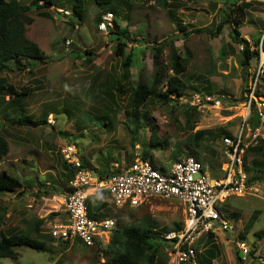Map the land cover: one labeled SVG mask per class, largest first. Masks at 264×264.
Instances as JSON below:
<instances>
[{"label": "rangeland", "instance_id": "1", "mask_svg": "<svg viewBox=\"0 0 264 264\" xmlns=\"http://www.w3.org/2000/svg\"><path fill=\"white\" fill-rule=\"evenodd\" d=\"M19 1L29 4L45 0ZM53 1L54 6L50 8L29 11L33 22L26 26L27 36L38 43L45 61L35 62L30 69L23 70H18L13 61L7 63L1 76L26 94L10 100L6 96L0 108V135L9 147L8 152L0 156V172L6 171L20 183L15 191L0 193V236L27 230L38 240L42 235L49 251L15 247L18 257H0V264L103 262L105 245L86 247L74 242L64 246L46 235L47 224L54 217L51 213L62 209L60 199L67 184L58 151L63 142L74 143L87 166L100 172L114 169L113 163L126 167L146 149L153 163L166 170L191 154L205 162L211 174L216 175L224 159L220 144L222 131L234 130L240 122L242 107L237 104L239 107L219 113V108L214 107L204 111L191 109L176 96L165 102L158 95L165 89L161 85L141 107L134 108L131 88L137 82L150 85L157 70L165 77L172 75L171 49L174 46L176 53L188 58L180 75L185 82L180 96L222 95L225 101L235 103L242 97L243 71L239 52L231 49L230 23L232 19L239 20L241 23L234 26L250 41L264 37V2L259 0H229L224 5L225 11L235 7L231 4L242 2L249 3L250 7L240 19L233 10L235 16L218 36L208 32L192 33L184 41L175 40L183 34L180 27L187 31L210 27L214 31L215 20L223 15L221 8L217 9V2L113 0L98 6L94 0H85L84 17L79 21L72 14L71 0ZM106 12L113 14V27L102 31L98 23ZM98 14H101L99 22ZM114 21L137 39L128 43L120 56L114 53L117 44L116 34L112 32L116 29ZM163 39L165 43L161 44ZM160 45L163 52L154 65L155 50L151 48ZM86 50L90 53L85 54ZM117 81L122 85L121 91L117 90L120 85ZM258 87L264 95V81H260ZM186 108L191 110L189 116L184 112ZM21 115L33 120L44 119L47 124L31 127L12 122ZM199 130L207 134L198 140L200 145H196L193 135ZM154 138L164 146H152ZM247 153L246 171L257 191L232 196L217 204L232 230H221L199 241L197 250L201 264H235L234 243L241 237L254 245L255 253L264 257V157L259 152ZM45 190L48 193H44ZM90 199L96 204L93 206L96 212L114 219L115 229L149 227L160 232L163 238L164 233L180 226L183 218L182 206L174 199L154 198L136 208L117 207L110 197L109 202L98 195ZM36 218L45 219L38 231L34 229ZM168 247V242L157 241L154 264H170Z\"/></svg>", "mask_w": 264, "mask_h": 264}, {"label": "built area", "instance_id": "2", "mask_svg": "<svg viewBox=\"0 0 264 264\" xmlns=\"http://www.w3.org/2000/svg\"><path fill=\"white\" fill-rule=\"evenodd\" d=\"M112 19L111 12L104 13L98 28L107 31L113 27ZM262 39L263 36L259 41L255 64L249 68L250 77L243 99L232 103L225 101L222 95L178 97L181 103L199 111L214 107L219 108L221 113L239 107L237 104L242 107L240 122L235 125L234 131L220 139L224 159L218 175H212L210 169L193 155L175 161L168 170H162V166L136 155L126 167L113 163L112 173L100 175L93 168L85 166L74 143L63 142L58 146V151L73 168L74 176L67 184L71 190L60 199L62 209H58L47 224V233L55 240L69 243L78 241L86 247L96 244L103 246L108 244L116 223L110 217L89 213L91 196L106 193L120 208H136L154 198L176 199L182 204L184 214L179 228L163 234L169 243V263L200 264L197 250L200 239L221 230H232L217 204L232 196L257 191L246 171L245 156L250 148L264 144V95L258 87L264 76ZM239 50H242V46H239ZM252 115L256 117V123L250 121ZM234 244L240 256L239 264H264V257L252 252L254 247L251 242L237 239Z\"/></svg>", "mask_w": 264, "mask_h": 264}, {"label": "trees", "instance_id": "3", "mask_svg": "<svg viewBox=\"0 0 264 264\" xmlns=\"http://www.w3.org/2000/svg\"><path fill=\"white\" fill-rule=\"evenodd\" d=\"M113 0H94L95 4L98 6L109 4ZM128 3L130 0H126ZM85 0H71V10L74 17L81 21L84 17L85 11ZM235 6L233 9H229V11H223V15L215 20L214 31H211L210 27L205 28H196L190 29L189 31L185 30L184 27H180L183 30V34L180 38L175 40H186L192 33H203L208 32L212 34L214 37L218 36L221 33L224 25L230 23L231 18L235 15H232V11L237 13L238 19L244 16V10L250 7L249 3L242 2L239 4H231ZM54 6L53 0H45L44 3H38L37 1H32L29 4L21 3L19 0H0V108L6 101L5 97H8V100L18 96H24L26 93L23 91H18L12 84L7 83L3 77L1 76L3 70L5 69L8 62H15V67L18 70L30 69L32 64L35 62L40 63L45 61V56L38 43L31 38H29L26 34V26L30 25L33 22L31 16L28 15L29 11L33 9H42V8H50ZM101 14L97 15V21H100ZM69 24H72L68 22ZM241 22L239 20H233L230 23L232 28L231 37L233 40V44H235L232 49H235L240 54L239 65L242 69L243 75V87H242V97L243 92L248 84V80L250 77L249 68L255 64L256 57L258 55V41L257 40H247L240 35V31L236 28ZM113 24V23H112ZM236 25V27L234 26ZM114 26L116 27L115 31H112L116 34L117 44L114 47V53L116 55H123L127 44L131 42H136L137 39L133 37V34L128 29H120L118 23L114 21ZM110 32V33H112ZM162 42V43H161ZM160 43L164 44L165 39H163ZM170 42L173 43V39H170ZM146 44L143 41V44ZM158 43V44H160ZM262 49L264 50V37L262 39ZM239 46H242V50H238ZM155 50L153 53L154 65L158 64L159 53L163 52V47L153 46L151 48ZM172 50L171 55V67L173 74L170 76H166L163 74L161 70H157L153 77V82L148 85L143 82H137L135 86L131 88V105L134 108L141 107L146 100L154 95L159 86H165L164 90H160L158 95L160 98L167 102L169 99H173L172 96L179 97L182 95L185 82L181 79L180 75H182L185 67L188 64V58L185 56H180L179 53H176L177 50L174 48ZM90 51H85V54H89ZM128 67H131L130 65ZM165 80V81H164ZM260 81H264V76ZM120 85L117 86V90L121 91L122 85L120 82H116ZM240 99V100H241ZM194 109V108H191ZM188 114H191V110L186 108L184 111ZM18 114V113H17ZM189 116V115H188ZM250 121L252 123H256L257 119L254 115L251 116ZM18 125L23 126H31L36 127L41 124H47L44 119L33 120L28 116H17L13 121ZM206 131L199 130L196 131L193 135L194 140L196 141V145H200L198 142L199 139L206 136ZM226 131H222L223 135H228ZM221 136V137H222ZM152 146H164L163 142H160L157 138H154L152 141ZM8 143L7 141L0 135V156L5 155L8 152ZM249 152H259L264 157V144H259L255 147H252L248 150ZM197 154V152H196ZM191 155V154H188ZM248 153L245 156V160ZM141 157L143 159H149L152 164V155L149 150L143 149L141 153ZM199 160V159H198ZM201 161V160H200ZM202 162V161H201ZM85 166L87 164L83 161ZM204 165L205 162H202ZM259 165V164H256ZM89 167V166H88ZM259 169L262 166H256ZM62 173L65 177V181L68 182L74 176V170L71 168L63 159H62ZM94 169V168H93ZM162 170L165 168L162 167ZM100 175L112 173L113 170L109 171L106 169L105 172L98 171L94 169ZM103 172V173H102ZM251 179V177H250ZM252 180V179H251ZM66 184V188L64 193L71 190L70 187ZM20 186V183L17 179L10 176L6 171L0 172V193L13 192L17 187ZM44 193H48V191H44ZM88 210L91 214L90 205L88 204ZM56 215V213H51V216ZM45 222L44 218H36L34 229L38 231V227L42 226ZM180 226H177L179 228ZM52 240H55L51 237L50 234H46ZM211 236V234H210ZM259 236V235H258ZM42 239H36L30 236L27 230L22 231L17 234L4 235L0 236V257H9V258H17L18 254L15 251V247L25 246L31 248L35 251L39 252H48L49 248L46 246L45 241L41 235ZM243 239V237L239 238ZM159 240H164L161 233L155 229L145 227L141 230H138L133 227H126L123 229H114L108 244L105 245V248L102 249V253L104 256V260L101 264H154L156 251L154 249V245ZM60 241V243L64 246L69 244L68 241ZM76 243H79L76 241ZM95 247L97 246L94 245ZM92 246V247H94ZM252 247L254 245L252 244ZM255 252V247L252 250ZM199 255V263L201 264V255ZM235 264H239L240 256L236 251L234 253Z\"/></svg>", "mask_w": 264, "mask_h": 264}, {"label": "crops", "instance_id": "4", "mask_svg": "<svg viewBox=\"0 0 264 264\" xmlns=\"http://www.w3.org/2000/svg\"><path fill=\"white\" fill-rule=\"evenodd\" d=\"M201 1H202V0H201ZM208 1H209V0H208ZM211 1L213 2V4H215V2H217V9L221 8V10H222V12H223V11L225 10V6H224V5H225L226 3H228L229 0H226L224 3H223V2H220L219 0H217V1H215V0H211ZM230 1H231V0H230ZM229 3H232V2H229ZM240 35H241L243 38H245V39L247 38V40H250L249 37H248L247 35H244V34H242V33H241ZM32 40H33V39H32ZM225 43H228V42H225ZM225 43H224V44H225ZM234 46H235V44H232V45H231V49H232V47H234ZM218 49H219V48H218ZM218 49H217V50H218ZM231 49H230V53H231ZM233 50H235V49H233ZM226 60H229V58H227ZM26 69H28V68H26ZM223 118H225V117H223ZM233 128H234V127H233ZM233 131H234V130H233ZM221 165H222V164H221ZM207 167H208V166H207ZM220 167H221V166H220ZM208 168H209V167H208ZM209 169H210V168H209ZM213 171H214V170H213ZM219 171H220V169H218L217 174L215 173V171H214V173H215L216 175H218V174H219ZM95 196H97V195H94V196H92V197H95ZM98 196H100V197H102V198H105V201H108V202L110 201V200H108L109 197L107 198L106 196H104V195L101 194V193L98 194ZM90 200H91V199H89V205H90V208H91V211H92L91 213H92L93 215H95V216H98V215H99L100 217H106V216H102V215H100L99 211H98V212L95 211L96 209H94L93 206H96V204L91 203ZM174 200H176V199H174ZM92 201H93V200H92ZM177 201H178V200H177ZM178 202H179V201H178ZM179 203H180V202H179ZM180 205L182 206L181 203H180ZM92 208H93V209H92ZM182 211H183V214H184L183 206H182ZM97 214H98V215H97ZM58 215L63 216L62 213H58ZM181 221H182V220H181ZM219 233H221V232H219ZM218 235H219V234H218ZM209 236H210V235H208V236H204V237H202V239H204V238H206V237H209ZM211 236H213V235H211ZM202 239H200V240H202ZM198 244H199V242H198ZM198 244H197V245H198ZM198 253H200V251H198Z\"/></svg>", "mask_w": 264, "mask_h": 264}]
</instances>
